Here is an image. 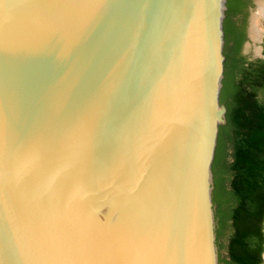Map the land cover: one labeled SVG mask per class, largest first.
<instances>
[{"label": "water", "instance_id": "obj_1", "mask_svg": "<svg viewBox=\"0 0 264 264\" xmlns=\"http://www.w3.org/2000/svg\"><path fill=\"white\" fill-rule=\"evenodd\" d=\"M226 1L0 0V264H219Z\"/></svg>", "mask_w": 264, "mask_h": 264}, {"label": "trees", "instance_id": "obj_2", "mask_svg": "<svg viewBox=\"0 0 264 264\" xmlns=\"http://www.w3.org/2000/svg\"><path fill=\"white\" fill-rule=\"evenodd\" d=\"M253 0H227L224 77L212 162V200L219 264H263L264 252V58L242 52ZM264 55V37L262 41ZM226 252V257L222 256Z\"/></svg>", "mask_w": 264, "mask_h": 264}, {"label": "rangeland", "instance_id": "obj_3", "mask_svg": "<svg viewBox=\"0 0 264 264\" xmlns=\"http://www.w3.org/2000/svg\"><path fill=\"white\" fill-rule=\"evenodd\" d=\"M262 5H264V0H253V7L249 9L247 22L248 40L242 48L243 54L249 59L264 57L261 52L264 37V12L260 11ZM221 254L226 257V252Z\"/></svg>", "mask_w": 264, "mask_h": 264}, {"label": "bare ground", "instance_id": "obj_4", "mask_svg": "<svg viewBox=\"0 0 264 264\" xmlns=\"http://www.w3.org/2000/svg\"><path fill=\"white\" fill-rule=\"evenodd\" d=\"M260 11H261V12H264V5L261 6Z\"/></svg>", "mask_w": 264, "mask_h": 264}]
</instances>
